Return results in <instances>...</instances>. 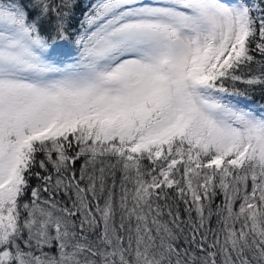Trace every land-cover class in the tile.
Masks as SVG:
<instances>
[{
	"label": "snow or ice",
	"instance_id": "snow-or-ice-1",
	"mask_svg": "<svg viewBox=\"0 0 264 264\" xmlns=\"http://www.w3.org/2000/svg\"><path fill=\"white\" fill-rule=\"evenodd\" d=\"M0 264H264V0H0Z\"/></svg>",
	"mask_w": 264,
	"mask_h": 264
},
{
	"label": "trees",
	"instance_id": "trees-1",
	"mask_svg": "<svg viewBox=\"0 0 264 264\" xmlns=\"http://www.w3.org/2000/svg\"><path fill=\"white\" fill-rule=\"evenodd\" d=\"M237 87H239L241 90H244V88H245L246 86L240 84V85H237ZM252 95H253L255 101H260V91H259V89H257L256 91H254V92L252 93Z\"/></svg>",
	"mask_w": 264,
	"mask_h": 264
}]
</instances>
